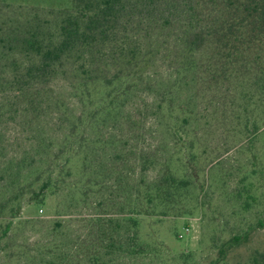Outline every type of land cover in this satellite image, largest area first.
Instances as JSON below:
<instances>
[{
  "label": "trees",
  "instance_id": "obj_1",
  "mask_svg": "<svg viewBox=\"0 0 264 264\" xmlns=\"http://www.w3.org/2000/svg\"><path fill=\"white\" fill-rule=\"evenodd\" d=\"M159 63L165 79H157ZM54 88L62 93L53 97ZM183 90L193 93L183 97ZM147 92L155 94L160 126L176 145L169 144L154 180L141 178L130 189L129 213L136 218H127L122 233L117 224L102 228V239L110 240L105 254L114 248V257L91 247V232L88 262L160 263L157 247L140 239L138 217L210 214L215 205L206 197L217 190L230 197L239 217L261 207L255 223L264 229L263 170L238 165L237 186L228 191L227 174H213L212 153L224 144L204 141L212 128L215 136L231 134L234 148L249 153L244 144L264 131V0H71L68 9L0 3V123L15 101L20 117L40 119L51 109L65 126L56 138L34 131L29 149L9 159L0 130V220H6L0 242L23 204L42 207L58 186L81 203L91 190L100 191L105 182L96 160L132 133L124 137L111 126L134 125L136 99ZM249 164L257 167L251 152ZM110 178L120 185L117 165ZM94 221L99 229L105 224ZM252 227L221 242L208 264L225 261L227 248L247 242ZM57 252L60 246H45L40 264H54ZM246 264H264V249L253 248Z\"/></svg>",
  "mask_w": 264,
  "mask_h": 264
},
{
  "label": "rangeland",
  "instance_id": "obj_2",
  "mask_svg": "<svg viewBox=\"0 0 264 264\" xmlns=\"http://www.w3.org/2000/svg\"><path fill=\"white\" fill-rule=\"evenodd\" d=\"M0 3L52 9H68L71 6V0H0ZM159 65L160 77L158 75L157 79H165L164 67L160 63ZM54 89L50 92L53 97L62 93L60 89H57L58 91ZM192 93L191 90L189 92L183 90L182 96ZM153 96L154 93L151 95L147 92L136 99L134 125L126 122L122 124V129L121 125L111 126V130L116 134L122 130L124 137L127 131L132 133L128 139L122 141L121 146L117 149L114 147L107 149L106 156L96 160L95 165L93 163L105 182L100 191L96 193L91 190L85 203H81L72 190L58 186L46 196L42 207L36 204H23L18 217L12 220L8 236L0 242V264H40L43 248L52 244L60 246L62 250L60 253L57 252L54 264H90L87 256L91 251L86 249V243L87 234L91 232V247L99 248L100 254L105 258L114 257L113 253H116L114 248L112 254H105L110 240L102 239L104 237L102 228L110 231L117 224V232L122 233L128 224L127 218H136L133 213H129L130 189L132 190L141 178L147 181L154 180L158 173V162L167 158L169 144L170 147L175 144L172 137L165 134L163 127L160 126L164 121H160L162 117L155 113ZM10 103L11 111L0 123L2 145L8 154L7 159L21 157L29 149V140L34 136V131H45L53 138L62 133L65 126H62L63 122H57L51 109L42 114L40 119H26L16 112L17 106L14 105L16 102ZM232 138L229 133L215 136L211 128L204 140L209 147L224 144L222 149L212 153V157L217 159L213 174L218 169L222 175L227 174L230 186L228 191L237 186L239 177L235 172L238 165L245 164L247 170L254 168L262 169L264 172V131L244 144L249 143L250 152L257 156L256 168L249 164L250 152L243 153L239 148H234L237 142ZM71 161L75 166L78 159L73 157ZM110 164L117 165L121 171L119 186L118 182L116 185L110 184L112 183V179H109ZM72 180L75 181L76 178L72 177ZM262 189L264 190V187ZM206 198H212L211 202L215 205L214 211L210 214L202 211L191 217H138L140 239L155 245L161 253V262L156 261L153 264H208L217 259L221 242L235 234H241L240 232L246 230L249 225L253 227L247 242L227 248V257L220 264H246L253 248L264 249V229L255 223L263 213L261 207H254L239 217L232 213L233 201L223 195V190L209 193ZM236 211L235 209L234 212ZM108 219L112 223L107 221ZM94 220L105 224L99 229ZM0 222L4 223L6 220L2 219ZM109 234L110 232H107V235ZM123 239L128 241L126 236H123ZM128 261L129 264L134 263L128 259H124L123 262Z\"/></svg>",
  "mask_w": 264,
  "mask_h": 264
}]
</instances>
